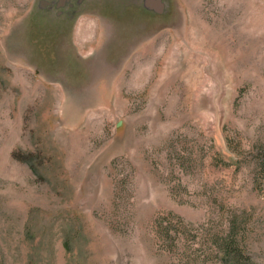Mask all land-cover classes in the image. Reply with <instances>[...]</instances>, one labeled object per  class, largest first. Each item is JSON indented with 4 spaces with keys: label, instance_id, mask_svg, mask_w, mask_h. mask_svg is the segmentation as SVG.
<instances>
[{
    "label": "rangeland",
    "instance_id": "374dc122",
    "mask_svg": "<svg viewBox=\"0 0 264 264\" xmlns=\"http://www.w3.org/2000/svg\"><path fill=\"white\" fill-rule=\"evenodd\" d=\"M232 226L264 264V0H0V264H229Z\"/></svg>",
    "mask_w": 264,
    "mask_h": 264
},
{
    "label": "trees",
    "instance_id": "16d2710c",
    "mask_svg": "<svg viewBox=\"0 0 264 264\" xmlns=\"http://www.w3.org/2000/svg\"><path fill=\"white\" fill-rule=\"evenodd\" d=\"M237 235V228L230 227L225 242L217 244L218 254H222L229 264H241L240 255L236 248L235 236ZM241 253V252H240ZM242 257V256H241Z\"/></svg>",
    "mask_w": 264,
    "mask_h": 264
}]
</instances>
